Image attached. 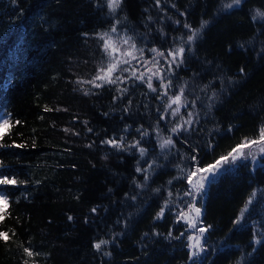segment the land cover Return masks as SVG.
<instances>
[{
	"label": "trees",
	"instance_id": "obj_1",
	"mask_svg": "<svg viewBox=\"0 0 264 264\" xmlns=\"http://www.w3.org/2000/svg\"><path fill=\"white\" fill-rule=\"evenodd\" d=\"M229 3L122 0L111 13L106 0H0V179L16 181L0 184V264H264V154L225 164L195 200L185 195L189 171L264 125V0ZM113 24L148 60L199 30L179 66L159 58L168 95L184 88L178 116L164 112L155 79L158 92L138 80L119 85L123 94L77 83L105 61L96 33ZM189 112L193 123L173 133ZM192 203L195 229L178 219ZM200 228L204 250L190 259Z\"/></svg>",
	"mask_w": 264,
	"mask_h": 264
},
{
	"label": "snow or ice",
	"instance_id": "obj_2",
	"mask_svg": "<svg viewBox=\"0 0 264 264\" xmlns=\"http://www.w3.org/2000/svg\"><path fill=\"white\" fill-rule=\"evenodd\" d=\"M122 0H106V4L111 13H115L117 8L120 7ZM157 4H159V0H156ZM241 0H231V3L223 5L225 8H232L233 6L240 5ZM257 15L264 16V13H258ZM151 19V17H149ZM255 19V17H254ZM117 24L120 21L116 22ZM207 24V21L201 22V29L204 25ZM186 28H190V25H185ZM199 34L198 29H191V34L187 36L186 41H181L180 46L169 50L167 56H165L164 52L159 51L156 48H152L149 51L154 53V56L151 60L146 59L143 56L144 49L137 47V44L132 36L128 35H120L118 34V29L116 24H113L109 31L96 33V35L100 39V47L102 49V53L106 58L105 61H102L96 67L95 75L92 76L90 80H82L78 79L77 83L83 87L84 84H89L94 88H102L104 85H116L117 91L123 94L127 92V88H121L119 85L124 84L126 81H141L142 83L147 85V88L151 92H158L157 87L154 86L153 80L159 81L160 89H163L160 92L159 97L163 99L167 97V104L165 105L164 112H168L171 110L170 115L173 117L178 116L180 114L181 106H186L187 101L184 98V88L181 87L179 89L178 94L169 96L168 89L171 88V80L165 81V69L160 66L159 58L164 57L168 62V70H171V66L176 64L179 66V63L183 62V56L185 52V43H191ZM170 57V59H169ZM139 65V67H137ZM143 69V70H141ZM87 94V90L86 93ZM215 95V94H213ZM193 106L195 105V101H192ZM176 105V107H173ZM47 110V109H46ZM9 114L4 112L0 114V128L6 127L9 124L8 119H4V117ZM193 113L189 112L188 119L184 120L181 117L182 123L176 124L175 127L171 129L173 133L179 132L184 125H191L193 123L192 120ZM164 117L161 116V119ZM18 123V121H17ZM68 131V129H65ZM91 131V129H89ZM140 131V130H138ZM143 135H147L146 132ZM103 143L111 144L113 147L120 148L123 147V144L115 139H108L103 141ZM173 141L171 137L167 139H163L160 143L161 149L172 145ZM140 151L141 156L143 157L146 149L140 147L139 141H136L134 144ZM247 149V151H245ZM264 154V125L259 128L258 136L256 138H243L240 143H238L235 147L231 149L226 155L220 156L213 163L208 164L204 167L196 166L195 170L189 171L187 174V181L190 185V190L185 193L187 196H192L193 200H195V195L202 192L205 188L206 182H211L212 176H214L218 171L225 165L229 163H233L240 158L247 159L251 157L253 161L257 160L258 155ZM192 159H195L193 157ZM149 169L152 168L150 164ZM137 171H142L139 167ZM143 171L147 172V169ZM147 175L145 179L147 180ZM15 180H9L7 178L0 179V184H15ZM171 195V193L169 194ZM0 201L6 206L8 204V200L5 194L0 192ZM251 202V197L249 198L248 203ZM167 205V201L165 202ZM247 207V205L245 206ZM188 212H181L178 216V219H183L188 223L190 228L195 229L197 220L201 214L200 208L195 206V203H192L188 206ZM95 211V209H93ZM164 212V208H161L160 212L157 213V216H162ZM194 214V215H193ZM241 215H243V210ZM71 219V217H70ZM200 235L189 236L188 239L190 241L189 248L195 249L190 255V259L199 255L200 252L204 250L203 245L201 243L203 233L207 231L206 228H200ZM0 239L7 240V233L0 232ZM108 243L107 241L101 240L94 245L97 249H100L103 244ZM259 243V241H257ZM24 252L32 257L34 255H38V253H33L29 248H24ZM27 264V262H26Z\"/></svg>",
	"mask_w": 264,
	"mask_h": 264
},
{
	"label": "rangeland",
	"instance_id": "obj_3",
	"mask_svg": "<svg viewBox=\"0 0 264 264\" xmlns=\"http://www.w3.org/2000/svg\"><path fill=\"white\" fill-rule=\"evenodd\" d=\"M0 129H1V128H0ZM2 203H3V202H2V201H0V206H1V205H3Z\"/></svg>",
	"mask_w": 264,
	"mask_h": 264
}]
</instances>
